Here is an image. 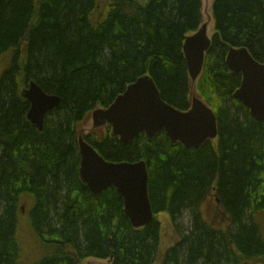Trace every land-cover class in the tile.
<instances>
[{
	"label": "trees",
	"instance_id": "obj_1",
	"mask_svg": "<svg viewBox=\"0 0 264 264\" xmlns=\"http://www.w3.org/2000/svg\"><path fill=\"white\" fill-rule=\"evenodd\" d=\"M211 12L193 83L182 47L202 24L201 0H0V264H264V124L233 98L241 75L225 62L233 47L264 64V0H213ZM144 75L181 111L194 91L217 138L187 149L164 132L130 144L109 126L83 135L106 161L146 163L153 220L134 229L113 187L93 196L81 182L78 139L92 111ZM30 82L60 99L42 131L26 118ZM160 214L177 236L168 245Z\"/></svg>",
	"mask_w": 264,
	"mask_h": 264
},
{
	"label": "water",
	"instance_id": "obj_2",
	"mask_svg": "<svg viewBox=\"0 0 264 264\" xmlns=\"http://www.w3.org/2000/svg\"><path fill=\"white\" fill-rule=\"evenodd\" d=\"M210 45L206 24L184 40L182 50L192 82L202 71ZM225 62L229 72L241 75L234 99L248 109L253 119L264 124V64L254 60L247 49L233 47L228 48ZM21 96L30 105L27 121L42 131L46 115L59 106L60 99L46 94L34 82ZM91 120L95 129L109 125L110 136L123 144L132 143L140 133L151 140L164 132L172 144L179 143L187 149H198L207 140L217 138L216 116L209 107L193 96L188 110L175 109L161 99L148 75L129 84L108 107L95 109ZM78 153L80 180L93 196L113 187L133 228H143L153 220L145 162H106L82 136L78 139Z\"/></svg>",
	"mask_w": 264,
	"mask_h": 264
},
{
	"label": "rangeland",
	"instance_id": "obj_3",
	"mask_svg": "<svg viewBox=\"0 0 264 264\" xmlns=\"http://www.w3.org/2000/svg\"><path fill=\"white\" fill-rule=\"evenodd\" d=\"M212 2H213V0H201L202 23L207 25V36L209 38L212 37V34L214 32L212 12H211ZM97 14L99 15L100 13L97 12ZM3 65H4V63H1L0 67H2ZM191 96L192 97L196 96L197 98H199L195 94L194 91L191 93ZM79 130L83 135L94 134V135L99 136L104 132L105 129H104V127L97 128V129L93 128L91 115H89V118L83 124L80 125ZM210 205H212V200L208 199V202L204 203L201 206L200 211H201V214H203V217L205 220H208L207 210H208V207ZM158 220L163 227L162 243L164 245L165 244L168 245L169 243L175 242L177 240V236L174 233V230L171 226V223L169 221L168 216L166 214H160V215H158ZM261 222H263V229H264V219H262ZM177 223H178L177 225H179L178 227H176L177 231L186 232L190 226V219H189L187 214H184L177 221ZM81 264H108V262L106 260H98V259L89 258V259H86L85 261H83Z\"/></svg>",
	"mask_w": 264,
	"mask_h": 264
},
{
	"label": "bare ground",
	"instance_id": "obj_4",
	"mask_svg": "<svg viewBox=\"0 0 264 264\" xmlns=\"http://www.w3.org/2000/svg\"><path fill=\"white\" fill-rule=\"evenodd\" d=\"M30 83H31V82H30ZM30 83H29V84H30ZM29 84H27V86H28ZM24 89H26V88H24ZM24 89H22L21 92H22ZM21 97H22V96H21ZM233 98H234V97H233ZM27 102H28V101H27ZM239 102H240V101H239ZM29 107H30V105H29ZM213 113H214V112H213ZM110 133H111V129H110ZM140 134H144V133H140ZM140 134H139V135H140ZM139 135H138V136H139ZM144 135H145V134H144ZM138 136H137V137H138ZM137 137H136V138H137ZM145 137H146V135H145ZM112 138H113V137H112ZM117 139H118V138H117ZM146 139H147V137H146ZM168 139H169V138H168ZM118 140H119V139H118ZM147 140H148V139H147ZM84 141H85V140H84ZM148 141H150V140H148ZM169 141H170V140H169ZM170 142H171V141H170ZM86 143H87V142H86ZM204 143H205V142H204ZM87 144H88V143H87ZM171 144H172V143H171ZM90 146H91V145H90ZM105 161H106V160H105ZM106 162H109V161H106ZM137 162H140V161H137ZM143 162H144V161H143ZM78 173H79V171H78ZM79 178H80V177H79ZM81 182H82V181H81ZM88 191H89V190H88ZM19 198H20V197H19ZM216 228H217V227H216ZM134 229H135V228H134Z\"/></svg>",
	"mask_w": 264,
	"mask_h": 264
}]
</instances>
